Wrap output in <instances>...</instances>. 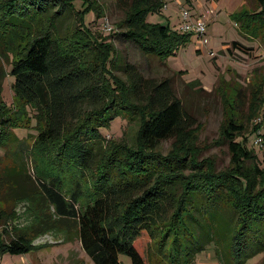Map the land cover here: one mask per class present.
<instances>
[{"label":"trees","instance_id":"trees-1","mask_svg":"<svg viewBox=\"0 0 264 264\" xmlns=\"http://www.w3.org/2000/svg\"><path fill=\"white\" fill-rule=\"evenodd\" d=\"M81 1L77 23L61 34L55 25L59 12L49 13L48 3L72 7V0H0L7 74L21 111L34 121L36 145L50 146L61 161L89 171L92 177L84 203L79 202L83 185L78 181L73 182L69 198L53 181H40L41 194L54 214L76 221L80 246L94 264H121L120 253L131 264H189L205 243H218L226 229L236 261L226 264H241L264 251V170L257 163L252 174L244 169L243 162L256 154L247 146V138L236 139L242 125L229 117L222 128L231 162L224 172L214 173L207 166L196 173L201 164L186 145L165 155L158 152L162 140L182 135L194 122L168 78L146 77L128 61L120 66L124 79L113 73L112 44L99 35L96 38L84 24L86 14L93 12L98 19L103 13L94 2ZM116 3L125 16L118 22L121 30L111 34L135 44L144 55L161 61L189 35L145 20L148 11L161 6L160 0ZM254 3L257 11L238 14L240 29L244 36L264 38V0ZM231 45L248 48L236 40ZM14 114L0 94V143L8 137V128L17 126ZM117 116L136 123L135 137L105 149L101 146L99 154L100 129ZM263 119L264 115L258 118L253 132L259 131ZM255 134L264 144V133ZM188 166L195 168L190 176L183 174ZM13 170L6 169L7 179L21 175ZM226 196L233 200L234 209L229 218H220L219 202ZM41 222L33 231L46 229L45 221ZM1 234L0 254L25 253L31 247L28 232L7 240Z\"/></svg>","mask_w":264,"mask_h":264},{"label":"rangeland","instance_id":"rangeland-1","mask_svg":"<svg viewBox=\"0 0 264 264\" xmlns=\"http://www.w3.org/2000/svg\"><path fill=\"white\" fill-rule=\"evenodd\" d=\"M90 1L98 6L103 15L95 19V14L90 12L85 15L84 24L96 38H106L105 41L112 44L113 73L124 79L120 66L128 61L135 64L146 77L157 80L168 78L173 93L194 122L182 135L162 140L156 148L158 152L165 155L186 145L194 151L196 160L201 164L196 173L206 171L207 166L214 173L224 172L231 168V162L222 128L232 117L243 127L240 133L235 134L236 139L247 138V146L256 154L255 158L251 156V159L243 162L244 169L252 174L253 165L257 163L264 170V144L255 134L264 133V119L260 121L262 127L259 131L253 132L254 125L264 115V106L260 107L264 102L260 86V83L264 84V38L244 36L238 20L239 13L258 10H255L254 0H160L161 6L148 11L145 20L151 24L165 25L170 32L189 33L174 53L166 55L161 61L154 55L142 54L135 44L123 40L116 33L103 30L104 19L109 21L114 31L121 30L118 22L124 18L125 10L118 6L116 0ZM82 7L81 0H72V7L58 8L48 3L49 13L59 12L55 20L59 33L63 34L75 26L78 18L76 11ZM198 19L205 24L201 37L190 28L182 29L184 24ZM1 38L0 94L2 101L15 110L12 119L17 126L8 128V137L0 143V234L5 229L1 235L7 240L24 231L33 240L25 253L3 251L0 264H94L80 246L76 221L57 217L40 191V181L45 184L53 181V186L69 198L74 190L73 182L78 181L83 185L79 202L84 203L89 199L92 177L89 171H79L61 161L57 152H50V146L36 145L35 129L31 127L34 121L21 111V101L13 95L12 78L7 74V48ZM233 40L248 48H234L231 45ZM136 128L134 121L129 122L122 116L115 117L108 127L100 129L103 139L98 142V153L101 146L105 149L110 143L131 141ZM8 168L14 169V174L21 175L7 179L5 171ZM193 172L195 168L189 166L183 169L186 176ZM219 204V217L229 218L234 209L233 200L226 196ZM41 220L45 221L43 227L46 229L40 230V233L33 231L37 225L43 224ZM227 230H224L225 234L218 243H205L189 264L236 262L230 253L231 238ZM118 259L121 264H131L126 254L120 253ZM241 264H264V251L246 258Z\"/></svg>","mask_w":264,"mask_h":264},{"label":"built area","instance_id":"built-area-1","mask_svg":"<svg viewBox=\"0 0 264 264\" xmlns=\"http://www.w3.org/2000/svg\"><path fill=\"white\" fill-rule=\"evenodd\" d=\"M184 17H186V15L184 14ZM103 25V30L106 32H113L114 28L113 26L109 23L108 20H103L102 22ZM192 29L193 31H195L197 33L198 36L201 37V35L204 33V29H205V24L201 19L196 20L195 22L191 23V24H184L182 26V29Z\"/></svg>","mask_w":264,"mask_h":264}]
</instances>
